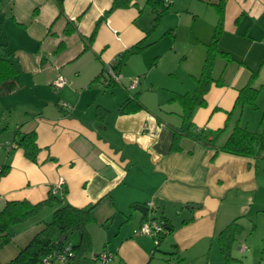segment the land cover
<instances>
[{"label": "crops", "instance_id": "obj_1", "mask_svg": "<svg viewBox=\"0 0 264 264\" xmlns=\"http://www.w3.org/2000/svg\"><path fill=\"white\" fill-rule=\"evenodd\" d=\"M3 1L0 53L10 54L19 71L14 89L0 96V121L7 120L0 126V168L8 165L0 175V210L8 201H43L61 183L57 194L66 189L65 202L76 208L93 206L88 255L110 253L112 264L223 260L218 235L235 219L243 227L239 252L248 250L245 237L260 228L264 242V153L251 158L215 152L184 137L181 149L171 150L182 106L169 94L194 92L205 45L217 22L215 5L221 0H194V8L183 10L191 16L194 34L188 52L177 45L179 30H173L172 37L165 30L162 37L156 35L146 0L113 10L97 26L113 0H63V14L54 0H0V6ZM171 3L169 9L176 15V2ZM222 3L218 48L231 60L217 57L213 78H221L223 84H211L205 106L196 107L191 118L198 129L207 131L228 123L217 146L240 120L237 108L226 122L238 90L253 72V87L264 86V0ZM68 22L75 30L66 34ZM175 25H183L179 14ZM139 41L147 46L119 64L121 78L114 82L105 67L117 65L119 55ZM58 76L65 80L62 87L54 85ZM160 76L166 79L163 95L156 91ZM135 78L138 84L128 89ZM138 88L143 109L124 112L123 103ZM16 130L35 131L40 148L36 162L14 147ZM55 208L44 206L17 227L0 248V264L16 257ZM148 219H167L173 227L157 247L150 236L134 234ZM232 257L231 263L243 264ZM256 264H264V256Z\"/></svg>", "mask_w": 264, "mask_h": 264}, {"label": "trees", "instance_id": "obj_2", "mask_svg": "<svg viewBox=\"0 0 264 264\" xmlns=\"http://www.w3.org/2000/svg\"><path fill=\"white\" fill-rule=\"evenodd\" d=\"M59 14H63V0H54ZM132 0H113V3L109 10L105 11L103 16L96 22L108 16L113 10L118 8H127L131 5ZM223 0L216 4L217 10V22L210 41L205 45V56L201 67V72L196 77V87L192 94H179L173 93L171 99L176 100L182 106L181 112V125L173 130V138L171 142V150L179 151L181 149L179 141L182 137L188 138L194 142L201 143L207 147L215 149V152H225L232 155L259 158L264 153V133L250 131L246 126L240 125L239 121H235V124L228 134L226 140L217 146V138L224 130L228 123L221 129L215 131H207L202 128H197L192 122V112L196 107L205 106V94L208 92L212 83L221 86L223 81L221 78H213V69L217 57L225 58L226 61H230V57L227 53L221 52L218 48V42L220 34L222 32L223 25ZM145 4L149 7L153 13V24L169 10L171 0H146ZM157 6H160L157 9ZM74 27L68 22L65 28V33L72 32ZM94 33L89 37L88 41H91ZM147 46L145 41H139L132 45L119 55V62L117 65L112 66L115 73H118V66L128 56L139 52ZM19 71V66L15 59L10 54L0 53V96L11 92L14 85V77ZM257 73L253 72L245 86L238 90V94L234 103L233 109L227 113V120L236 111L237 108H242L244 105H254L255 98L259 92V89L253 87V81ZM124 112H131L143 109L142 104L139 101V93H134L123 103ZM4 128L0 129L3 130ZM14 147L23 149L24 156L32 161L36 162L37 155L40 148L36 144V133L30 131L27 133H21L16 130L13 138ZM10 151V150H9ZM10 153V152H9ZM8 168L5 164L0 168V175L4 174ZM66 189L63 190V194H57L50 192L47 198L36 204H32L28 201H8L4 207L0 210V248L8 243L12 237L17 233V227L31 218L35 217L44 206H56L50 220L44 222L43 229L38 232L29 243L19 251L14 259L6 264H40L42 259L55 251L62 250L65 245H70L72 257L68 263L82 264L81 262L91 251L92 239L87 231V225L94 220L92 209L93 206L84 208H76L64 201V194ZM161 223L163 230L158 235V243L154 244L157 247L160 241L169 233L173 231L172 225L167 219H153ZM146 221V220H145ZM144 222V221H143ZM243 232V227L235 219L230 224L220 231L218 235L219 251L225 263L232 260L231 247L237 237ZM65 235L63 240L60 238ZM70 235H76L77 241L72 243L68 241ZM100 254V253H99ZM98 255V254H97ZM94 260V259H93ZM96 261V259L94 260ZM98 261V260H97ZM182 264V263H180Z\"/></svg>", "mask_w": 264, "mask_h": 264}, {"label": "rangeland", "instance_id": "obj_3", "mask_svg": "<svg viewBox=\"0 0 264 264\" xmlns=\"http://www.w3.org/2000/svg\"><path fill=\"white\" fill-rule=\"evenodd\" d=\"M171 1L176 2V7H177L176 12L178 13L174 15L173 11L169 9L167 12L162 14V16L156 21L155 28H157V30L155 33L156 35L158 34V36L162 37L163 36L162 32L165 30L164 34L169 37H172V34L174 33V31L176 29L179 30L178 39H181V40L177 42V45L179 46L180 49H184L186 50V52H188L189 49H191V45H193V43L190 44V41H192L191 39L193 38L194 34L191 33L192 26H190V22H189V19H191V16L190 18H187L188 13L187 11H183V10H187L189 6H191L190 8H194L193 3L195 1L194 0L192 1L191 0H171ZM5 3L6 1H3L0 8H2L3 5L5 6ZM159 8L160 6H157V9ZM177 14L180 15V21H182L183 25H179V26L175 25L176 20H177ZM170 26H171V29L170 30L167 29ZM195 29H196V26H195ZM180 31L183 32L182 35L180 34ZM195 31L196 30H194V32ZM213 73H215L214 70H213ZM155 80H156L155 84L157 88L156 91L160 95H163V93L165 92H163L164 90L161 88V86H164L166 84V79L160 76L158 77V79H155ZM139 87H143V85L141 86L139 85ZM154 87L155 85H152V86L148 85V88H154ZM136 92L140 93L141 89L138 88ZM169 95L172 96V93H170ZM254 105L255 106L246 104L242 108H239V112H238L239 113L238 117L240 119L239 124L243 126L246 125L247 128L253 132H264V86L260 88L257 94V97L255 98ZM6 122L7 120L5 121V119L4 120L2 119V121H0V126H5L7 124ZM0 142H1L0 144H4V139H2V137H0ZM242 237L243 235H240L237 238L236 242L233 243L231 247L232 255L238 257L243 262V264H251V262H255V264L258 263L259 257L264 256V242L261 240V238L263 237L261 228L260 230L256 231L253 235H248L245 237V243L248 246V250L244 253H241L238 250V245L240 243V240H242L241 239ZM76 240H77L76 235H70L68 237L69 242L74 243L76 242ZM99 251H101V249L97 250L96 252H99ZM93 256H94L93 253L90 255H87L86 258L83 260V264H102L99 261H94L92 258ZM231 262L232 260H229L228 263H225L224 260H220V258L217 257V259L216 260L214 259L212 263L210 264H240V263H231ZM107 264H112V262L110 263L108 262ZM198 264H206V263H198Z\"/></svg>", "mask_w": 264, "mask_h": 264}, {"label": "built area", "instance_id": "obj_4", "mask_svg": "<svg viewBox=\"0 0 264 264\" xmlns=\"http://www.w3.org/2000/svg\"><path fill=\"white\" fill-rule=\"evenodd\" d=\"M106 74L112 79L114 82L120 81V74L115 73V71L112 69L111 65H107L105 67ZM65 80L63 77L58 76L57 79L54 81L55 87H62ZM139 82L138 78H135L131 81L130 85L128 86V89L134 88ZM9 145L8 147H10ZM61 188V183H59L56 187L52 189L53 193H58L59 189ZM163 227L161 223H159L156 220L148 219L141 223V225L138 227V229L135 230L134 234H143L150 236L154 244L158 243V235L160 232H162ZM70 257H72L71 247L70 245H65L62 250L55 251L54 253L48 255L47 257L43 258L40 264H53L54 261H58L60 264H66L70 260ZM93 259L96 261L98 260L102 264H107V262L110 260V253H100L98 255L93 256Z\"/></svg>", "mask_w": 264, "mask_h": 264}, {"label": "water", "instance_id": "obj_5", "mask_svg": "<svg viewBox=\"0 0 264 264\" xmlns=\"http://www.w3.org/2000/svg\"><path fill=\"white\" fill-rule=\"evenodd\" d=\"M139 209L142 210V212H146V210H147L146 207H140ZM64 237H65V235H63V236L60 238V240H63Z\"/></svg>", "mask_w": 264, "mask_h": 264}]
</instances>
